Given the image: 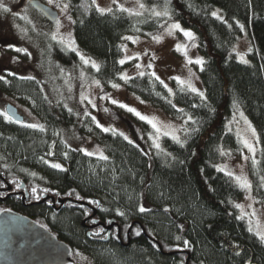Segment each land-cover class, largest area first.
I'll use <instances>...</instances> for the list:
<instances>
[{"label": "trees", "instance_id": "16d2710c", "mask_svg": "<svg viewBox=\"0 0 264 264\" xmlns=\"http://www.w3.org/2000/svg\"><path fill=\"white\" fill-rule=\"evenodd\" d=\"M61 1L69 5L80 50L99 65V70L87 67L92 77L106 90L113 84H123L127 92L170 118L183 121L180 139L177 142L163 136L161 148H154L149 139L151 127L130 116L127 121L131 128L141 129L144 138L129 142L115 132H103L89 115L56 103L47 88L50 80L46 79L62 70L81 67V60L77 53L51 38V23L27 1L23 10L9 7V13L0 11V22H6L0 34L8 27L14 32L24 28L25 37L38 55V76L28 79L15 71H2L0 93L16 97L31 108L44 130L7 120L0 112V176L12 187L18 181L24 183L26 204L38 200L31 193L33 187L39 198L51 194L54 198L99 204L95 218L102 222L115 219L123 240L133 223L130 242L120 244L115 233L106 242L102 241L103 234L101 240L88 235L87 224H81L88 211L85 204L67 200L59 209L46 202L24 205L21 196L14 194L0 201V210L8 208L41 224L70 247L76 264L78 255L90 257L93 264H181V260L185 264L187 256L180 250L189 253L188 264H264V242L249 231L244 218L238 219L241 215L235 205L243 198V189L216 167L224 157L222 152L242 151L238 138L227 126L240 108L258 137L256 163L249 160L247 171L252 193L264 206L260 181L264 176V0H167V17L152 15L153 7L164 9L165 0H143L147 9L140 16L121 12L117 3L111 13L101 14L92 0ZM214 11L223 19L212 16ZM169 21H177L195 34L204 61L199 70L203 99L175 80L169 93L147 74L121 79L124 65L119 61L124 37H151ZM243 34L252 42L247 63L238 61L234 52ZM16 54L30 62L32 49ZM69 128L101 144L107 159L68 146L64 170L44 163L41 157L47 156L57 141L63 142L61 132ZM69 192L73 194L67 195ZM141 204L149 211L138 212ZM117 210L125 215L120 216ZM176 235L189 240L192 246L176 249ZM169 251L174 253H166Z\"/></svg>", "mask_w": 264, "mask_h": 264}, {"label": "rangeland", "instance_id": "374dc122", "mask_svg": "<svg viewBox=\"0 0 264 264\" xmlns=\"http://www.w3.org/2000/svg\"><path fill=\"white\" fill-rule=\"evenodd\" d=\"M26 1L27 0H5V3L10 8L13 7L18 8L16 10H23ZM41 1L46 5L55 8L58 11L57 20L60 21V26L59 28L57 27V20L54 23H51L48 27V33L50 34V36L52 37V34L56 33V41L60 42V37H64L65 39H67L69 38L70 34L71 40L75 42V48L86 58L90 59L91 61H94L91 57L85 55L80 50L75 40L73 33V21L72 18L69 19L71 15L69 13L68 8L66 10H63V5L66 3L62 2L61 0H53V3L51 4L49 3V0ZM140 2L145 5L143 0H140ZM117 4L123 5L125 8L132 9V13H135L137 11L144 12L147 9H140L138 7L137 0H117ZM97 5L99 7L108 8L113 7L114 3L113 0H96L95 6L97 7ZM155 10L161 11L162 9L156 8ZM218 11L221 13L219 9ZM25 18L27 19V17ZM173 22L177 21H169L157 34L151 37L134 35L125 36H131L134 38V40H123V54L121 59H125V57L127 56L134 57V59L126 60V62L123 64L124 67L121 74H127L129 77H131L143 71L145 74L153 77L151 73L155 72L156 76H159L160 80H162L164 84H167V89H172L171 81L175 80L178 82V80L175 79L178 77L181 80L190 81L199 91H202L204 93L199 76V70L202 65H198L194 62L197 58L202 59L199 56L197 50V42L195 38L193 40H189L179 30H173L172 34H169L167 25H170ZM5 25L6 22L2 20L0 22V27L4 28ZM181 27L186 30H190L182 25ZM191 32L193 33V31ZM25 36L26 32L24 31V28H20L16 32H14L13 30L11 31L8 27L6 29V32L0 34V72L15 71L16 73L25 77L38 76L35 70L36 68H38V65H36L38 63V55L36 53V50L31 47L30 40ZM155 36H159L160 39L158 41L153 39V37ZM8 45H13L14 47L10 48L8 47ZM62 45L66 47L64 44ZM177 45L182 46L181 50H177ZM16 48L32 49L31 61L28 62L19 58L16 53L21 54L23 52H17L15 50ZM249 49H252V42L247 34H243L241 38L237 41L234 48L236 59L240 62H244V60L249 61L247 55ZM6 50H12L16 53H10L9 55L6 53ZM185 50L187 52V55H185ZM74 52L77 53V51ZM189 60L193 62L189 63ZM137 64L141 65L139 69L136 67ZM149 64L152 65L150 68L148 67ZM88 66H91V64H84L81 61V67L79 66L75 69L62 70V72H60L59 74L50 76L49 79H46L50 80L47 84V88L56 103H62L64 105H67L79 114L82 113L83 116H85V112H88L91 118L95 117L96 121H98L104 127H108L109 129L114 130V132L119 135L120 133H123V135H121L123 138L127 136V140L129 142H134L135 138H144L142 136V130H133L129 124L130 122L127 121V119L130 116L138 120L141 119L134 113L129 112L127 108L120 107V104H125L128 107L135 108L136 111L140 112L142 115L147 116L150 119H154V121L160 126H170L167 128H162V132L159 134V139L157 142L160 144V148V139L161 137L165 136L163 135L164 131L172 132L180 139V128L182 126L183 121L170 118L161 109L154 107L153 105H150L147 102L139 99L135 95L127 92L123 84H119V88L111 87L110 89L106 90L101 86L100 83H93V81L98 80L92 77L91 73L87 70ZM81 73H83V75H81ZM183 86L186 87V85ZM82 96H86L88 99H84L82 101ZM113 99L116 100L118 103L113 104ZM89 101L94 103L96 107H92V103H89ZM6 104H12L17 108L18 113L23 116L22 124L27 125L31 123H36L43 125L39 116L35 112H33L31 108L21 103L19 99L10 95L0 93V112H5ZM105 109H107V111H105ZM241 112L243 113L240 108L237 109L229 120L227 126L228 129L231 130L238 138L242 146V151L239 154L227 153V155H224L223 159L217 163L216 167L217 169L218 167L226 168V171H231L234 175H240L243 171V174L250 181L247 171V165L248 161L252 160L253 154L247 150L242 141L245 138L253 140L256 147L255 159L258 150V143L252 138L251 133L248 130L247 124L245 123L244 119L241 118ZM244 117L247 118L245 114ZM141 121L146 122L151 127V129L153 130L152 136L157 135L155 129H153L147 121ZM247 121L250 122L248 118ZM250 124L252 125L251 122ZM252 127L254 128L253 125ZM61 136L63 142L61 140L57 141V143L49 150V152L53 153V155H47L43 157L45 160L50 161L52 163H59L64 167V153L65 149L68 146L76 147L80 150L86 149L88 152L93 153V155L91 156L97 158H101V153L103 154V156H106L104 148L101 144H99L91 137L78 133L74 128H69L61 132ZM167 137L173 139L171 135H168ZM149 139L151 145L156 148L153 145L152 138L149 137ZM81 152L83 154H86L84 151ZM245 156L249 157V159L245 160ZM223 173L226 174V172ZM18 183L20 185L22 181H18ZM4 187L5 183H3V186L0 187V189ZM19 190L21 192L26 190L27 192V189L25 187L19 188ZM243 192V198L237 202V204H242L244 206L243 209H239L240 215L247 213V215H244V219L246 220L249 227L253 229L252 231L254 233H256V231L258 230L264 231V206H262L256 201L252 193V189L250 191L243 189ZM249 205H251V207H249ZM253 210H255L254 216L251 215ZM127 230L128 228L126 229V232ZM127 242L129 243V241ZM76 261L79 264H93L90 257L82 255H78Z\"/></svg>", "mask_w": 264, "mask_h": 264}, {"label": "water", "instance_id": "95a60500", "mask_svg": "<svg viewBox=\"0 0 264 264\" xmlns=\"http://www.w3.org/2000/svg\"><path fill=\"white\" fill-rule=\"evenodd\" d=\"M27 3L34 11L40 13L49 23H54L57 20L58 11L51 6L46 5L41 0H27ZM5 112L14 117L13 121H23V116L18 113V110L14 105L6 104ZM0 178L5 182V187L0 190L8 192L4 197H0V201H5L11 195L20 194L21 202L24 205H30L31 203L42 204L46 200H50V206L54 207V209H59L61 205L68 200L89 206L88 203L81 200L61 198L60 196L54 198L51 194H43L40 199L33 201L30 204H26L25 199L28 195L26 190L22 192H9L11 190V185L1 176ZM22 187H24V183L19 185V188ZM98 205L91 207V214L85 216L81 220V224L86 226L85 224L87 220H95L96 223L92 222V224L87 225V227L93 228L96 226H102L107 233V236L103 238L102 241L106 242L109 238L110 230L113 227H117L119 230V225L115 219H110L109 221H111V223H108L109 221L105 223L94 219L97 214ZM132 225L133 223L128 227L126 232L128 241L129 231ZM87 234L89 235L90 231L87 232ZM178 252L184 253L187 256L185 264H188L189 253L185 250H180ZM166 253L172 254L174 252L169 251ZM73 262L70 247L64 241L53 236V234L41 224L26 215L8 208L0 210V264H72Z\"/></svg>", "mask_w": 264, "mask_h": 264}, {"label": "snow or ice", "instance_id": "6c2138e0", "mask_svg": "<svg viewBox=\"0 0 264 264\" xmlns=\"http://www.w3.org/2000/svg\"><path fill=\"white\" fill-rule=\"evenodd\" d=\"M92 2H93V4H95V3H96V0H92ZM49 3H50V4L53 3V0H49ZM113 3H114V4L117 3V0H113ZM137 4H138V7H139L140 9H144V8H145V5H144L143 3H141L140 0H137ZM68 7H69L68 4H64V5H63V10H66ZM118 7H119V10H120L121 12H126V13H129V14L132 13V9L125 8L123 5H118ZM0 11H2V12H4V13H9V12L11 11V9H9V7L7 6V4L5 3V0H0ZM97 11L100 12L101 14H104V13H106V12H107V13H111V12L113 11V9H112L111 7L104 8V7H99V6L97 5ZM141 14H142V13L139 12V11L135 12V15H137V16H140ZM15 15H18V13H16ZM152 15L155 16V17H161V16L167 17V16L169 15V12L167 11V0H165V6H164V9H163V10H161V11H157V10H155V7H153V9H152ZM212 16L217 17L218 19H223V17H221V16L218 15V12H212ZM69 19H71V17H69ZM56 23H57V27L59 28V26H60V21L57 20ZM240 27L243 28L242 25H241ZM167 29H168V33H169V34H172V31H173V30H179V31L182 32L183 35H184L185 37H187L189 40H193V39L195 38V37H194V34H193L190 30H186V29L182 28L181 25H180V23H178V22H173V23H171L170 25H167ZM51 38H52L53 40H56V39H57V34H56V33H53ZM124 39L134 40V38L131 37V36H129V37H125ZM153 39H155V40L158 41V40L160 39V37H159V36H155V37H153ZM60 42H61L62 44H64L68 49H72L73 51H77V55H79L80 60H81L84 64H89V63H90L91 66H92L93 68H96L97 70H99V65H97V64L95 63V61H91L90 59L86 58L82 53H80V52L75 48V42H74L73 40H71V38H70V34H69V38H67V39H65L64 37H60ZM8 47L12 48V47H14V46H13V45H8ZM181 48H182L181 45H177V50H178V51L181 50ZM15 50H16L17 52H27V49H23V48H16ZM249 51H251V49H249ZM185 55H187L186 50H185ZM131 59H134V57L127 56V57H125V59H121V60L119 61V63H120V64H124V63L126 62V60H131ZM192 62H193V61L189 60V63H192ZM194 62H195L196 64H198V65H203V63H204V61H203L202 59H200V58H197ZM247 62H248L247 60H244V63H247ZM151 66H152L151 64L148 65L149 68H150ZM136 67L139 69V68L141 67V65L137 64ZM81 75H83V73H81ZM138 75H139V76H144L145 73H144L143 71H141V72L138 73ZM151 75H152L153 77H155V79H156L157 81H159L161 84H163L165 88H168L167 84H164V82H163L162 80H160V77H159V76H156V73H155V72L151 73ZM27 78H28V79H34V77H27ZM121 78H122L123 80H125V81L131 79L127 74H121ZM0 79H4V77H3V76H0ZM175 79H177L178 82H179L181 85H186V87H187L188 89H190L191 92H193V93H198V95H199L202 99L204 98V93H203L202 91H199V90H198V89H197V88H196V87H195L190 81L181 80V79L178 78V77L175 78ZM93 83H95V84H99V81H93ZM112 86H113L114 88H119V87H120V85H118V84H113ZM181 90L183 91L184 89L182 88ZM168 92L171 93V92H172V89L169 88V89H168ZM84 99H88V98H87L86 96H82V101H83ZM89 103H92V102L89 101ZM112 103H113V104H117L118 102H117L116 100L113 99V100H112ZM169 103H171V101H169ZM92 107H96V105H95L94 103H92ZM120 107H122V108H127V110H128L129 112L134 113V114H135L136 116H138L141 120H145V121H147V122L152 126V128L155 129V132H156L157 135L152 136V134H150V137H151L152 140H153V145H154L157 149H159V148H160V144L157 142L158 139H159V134L162 132V128H167V127H170V126H167V125H165V126H160V125H158V124L154 121V119H150L149 117L142 115L140 112L136 111L135 108L128 107V106L125 105V104H120ZM173 107H175V105H173ZM69 111H71V109H69ZM105 111H107V109H105ZM180 111H182V109H181ZM84 114H85V115H90L88 112H85ZM3 115H4L5 119H7V120H13V119H14V117H13V116H10L7 112H4ZM240 116H241V118L244 119L245 123L247 124L248 130L250 131L252 138L258 143V137H257V133H256L255 128H253L252 125L250 124V122L247 121V118L244 117V114H243L242 112L240 113ZM188 119L191 120L192 118L189 116ZM234 119H235V117H234ZM92 120L96 122L97 127L101 128L103 132H109V131H113V132H114V130L109 129L108 127H104L103 125H101L98 121H96V118H95V117H92ZM15 122L18 123V124L23 123V121H20V120H15ZM25 126H26V127H29V128H34V129H37V128H38V129H40L41 131L44 130V126H43V125L36 124V123L27 124V125H25ZM185 131H187V129H185ZM120 135H123V133H120ZM163 135H165V136L171 135L172 138H173L174 140H176L177 142H179V137L176 136V135H175L174 133H172V132L164 131V132H163ZM124 139L127 140L128 137L125 136ZM242 142H243L244 146L247 148V150H248L250 153L253 154V155H252V162H253V164H255V163H256V160H255L256 147H255V144H254L253 140H250V139L245 138V139H243ZM81 151H84V152H85L87 155H89V156L93 155L92 152H88L86 149H81ZM221 154H222V155H225V154H227V153L222 152ZM48 155H53V153L49 152ZM64 155L67 156V153H64ZM101 159H105V160H106L107 157H106V156H103V154L101 153ZM244 159L247 160V159H249V157L245 156ZM41 160H43L44 163H48V164H50V166H51L52 168H54V169H61V170H64V169H63V166H62L61 164H59V163H52V162H50V161L44 160L43 157H41ZM217 170H218V171H221V172H226V175H227L230 179H234L235 183L237 184V186H238L239 188H241V189H245V190H249V191L251 190V188H252V184H251V182L247 179V177L243 174V171L241 172L240 175H234L231 171H226V168H223V167H218ZM32 175H36V174H35V173H32ZM260 181H261V186H264V176H261V177H260ZM16 186L19 187V184H17ZM43 191H48V189H44ZM31 193L35 196L36 199H39V196L36 195V193H37V188H36V187H33V188L31 189ZM4 194H5L4 192H0V195H4ZM72 194H73V193H71V192L67 193V195H69V196L72 195ZM57 195H59V193H57ZM77 198L80 199V197H77ZM50 203H51V202H50ZM91 203L96 204V203H98V202H97V201H91ZM235 207L238 208V209H243L244 206H243L242 204H236ZM249 207H251V205H249ZM117 211H118V214H119L120 216H124V215H125L124 212H119V210H117ZM147 211H149V209L145 208V207L143 206V204L139 205V207H138V212H140V213H145V212H147ZM165 211H168V209H165ZM84 214H85V215H88L89 213H88V211L86 210ZM244 215H247V213L242 214L240 217H238V219H243V218H244ZM251 215H252V216L255 215V210H253V212L251 213ZM92 222H93V223H96L95 220H93ZM108 223H111V221H109ZM250 223H251V221H250ZM179 227L182 228L183 226L180 225ZM252 230H253V229L250 227V228H249V231H252ZM104 231H105L104 228H100L98 232H94V233H91V234H92V235H100V233H102V232H104ZM136 234L139 235V230H137ZM255 234H256L257 237H259V239H260L261 242H264V231H259V230H258V231H256ZM174 240L177 241V242H179V243H176V244L174 245V247H175L176 249H181V247H182L183 249H188V248H190V247L192 246V245H191V242H190L189 240H187V239H182V237L179 236V235H176V236L174 237ZM154 246H155V245H154ZM237 255H239V253H237ZM181 264H183V260H181ZM249 264H250V262H249Z\"/></svg>", "mask_w": 264, "mask_h": 264}, {"label": "flooded vegetation", "instance_id": "af4514ba", "mask_svg": "<svg viewBox=\"0 0 264 264\" xmlns=\"http://www.w3.org/2000/svg\"><path fill=\"white\" fill-rule=\"evenodd\" d=\"M2 181V180H1ZM3 183H5L4 181H2V186H3ZM19 184V183H18ZM17 185V184H16ZM11 186V190L9 191V192H18V191H20L19 190V187H17V186ZM2 186H0V187H2ZM1 191V190H0ZM1 192H4L5 194H7L8 192H6V191H1ZM46 202V205L48 206V205H50V200H46L45 201ZM71 202V201H70ZM72 203H74V202H72ZM57 205V204H56ZM86 206V208L88 209V215H90L91 214V207L93 206V205H89V206H87V205H85ZM54 208V207H53ZM88 215H85V216H88ZM94 219H96L95 217H94ZM86 224L87 225H90V224H92V219H89V220H87L86 221ZM100 228H102L101 226H96V227H93V228H88V227H86L85 228V231L86 232H88V231H90V233H94V232H98L99 231V229ZM112 233H115L116 234V236H117V238H118V242L120 243V244H124V242L123 241H128V238H127V233H126V231L124 232V234H125V240H123L122 239V237H121V228H120V226H119V230L117 229V227H113L111 230H110V234H112ZM104 235L105 237L107 236V233H106V231H104V232H102V233H100V235ZM109 234V235H110ZM100 235H99V237L97 236V235H93V237L95 236V237H97V239L99 238L100 240L102 239V237H100ZM92 236V235H91ZM96 240V239H95ZM129 242H130V239H129ZM73 264H76V263H73ZM77 264H79V263H77Z\"/></svg>", "mask_w": 264, "mask_h": 264}]
</instances>
